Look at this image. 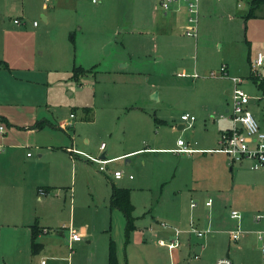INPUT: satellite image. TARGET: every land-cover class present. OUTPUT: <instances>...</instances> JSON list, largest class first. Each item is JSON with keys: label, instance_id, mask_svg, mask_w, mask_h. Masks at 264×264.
I'll return each instance as SVG.
<instances>
[{"label": "rangeland", "instance_id": "rangeland-1", "mask_svg": "<svg viewBox=\"0 0 264 264\" xmlns=\"http://www.w3.org/2000/svg\"><path fill=\"white\" fill-rule=\"evenodd\" d=\"M204 1L207 5L203 10ZM44 3V0H0V56L18 68L15 71L0 69V102L3 109L18 120L37 117L38 121L45 118L52 121L55 126L48 130V139L68 137L67 132L73 131V127L66 128L63 122L73 113L76 135L83 136L84 141L93 139L92 144L96 146L105 142L110 148L113 142H118L115 149L120 150L122 140L129 138V129L136 121V124L146 125L145 121H138V117H127L146 118L148 113L153 119L156 113L169 121L167 127L162 128V135L172 141L169 146H175L181 137L186 142H199L195 146L202 147L203 140L214 135L221 114L226 113L230 100L226 89H233V76H244L242 87L253 97L249 108L259 124L261 119L264 121V90L249 78L247 60L249 50L254 55L264 47V19L247 18L248 0H200L197 37L182 31L173 41L177 46L175 52L168 48L169 42L165 39L154 41V0H98L97 4L92 0H53L44 9L50 16L49 22L36 10ZM15 19L21 23L16 24ZM162 56L165 60H158ZM226 59L231 60L236 69L248 65V73L231 72L223 64ZM126 63L129 65L123 72L121 66ZM76 65L86 70L96 67L86 74L76 75ZM223 66L226 74L222 72ZM179 72L189 76H179ZM192 74L197 78L191 77ZM206 81L227 85L211 82L202 85ZM10 89L15 90L23 105L8 101L13 99L7 95ZM220 100L225 104L223 111H214ZM8 102L11 105H7ZM136 104L146 111L129 108L131 114H127L125 106ZM184 112H189L196 120L191 126L180 129L181 124H186L181 120ZM213 118L218 122L213 123ZM3 124L9 130L16 128ZM20 129L27 131L28 127ZM213 155L216 154H157L155 151L139 154L128 169L125 159L117 160L107 171L99 170L97 164L86 163L83 167L76 162V179L67 185L69 187L53 189L47 196L48 202L40 206L30 203L32 211L37 212L35 207H38L42 214L39 224L46 226L38 239L43 247L32 256L34 262L40 264L43 258L71 257L72 264H108L113 240L117 257L122 258L124 264L131 263H126L125 258L132 264H211L208 255L217 251L212 247L202 250L200 243L192 244L196 247L192 250L183 242L172 260L170 250L159 245V240L165 237L154 235L149 229L158 219L154 218L156 199L161 194L166 198L164 204L170 199L173 174H178L180 179L185 165L190 168L188 180L195 183L213 163ZM217 155L228 157L224 153ZM215 159L219 161V157ZM115 169L125 172L121 181L136 184L139 178H147L144 189L135 190L136 228L129 237L123 213L117 211L119 216L111 218L108 210L104 211L113 188L109 173L113 174ZM130 174L133 179L129 178ZM183 218L184 222H189V206ZM113 220L114 228L104 226L105 222ZM82 224H87L84 239L70 245L65 226L82 232ZM168 224L181 226L170 221ZM156 227L163 226L157 223ZM184 237L186 235H181V239ZM192 237V242L198 240L195 235Z\"/></svg>", "mask_w": 264, "mask_h": 264}, {"label": "crops", "instance_id": "crops-1", "mask_svg": "<svg viewBox=\"0 0 264 264\" xmlns=\"http://www.w3.org/2000/svg\"><path fill=\"white\" fill-rule=\"evenodd\" d=\"M92 2L98 3V1L94 2L93 0ZM183 2L173 3L171 9L166 11L161 7L160 0H154V41L160 38L162 40L165 39V41L169 42L168 48L173 49L172 52L177 50V46L173 42L174 39L180 37L182 31L186 34L185 31L189 24L190 12L187 3ZM248 3L249 9L247 14L251 7V0H248ZM206 5L207 2H202L201 6L203 10ZM48 6L49 3L45 2L43 5L36 7L38 14H41L45 22H49L50 20L49 14L44 11ZM249 18L264 19V5L258 9L256 16ZM20 23L16 24L19 25ZM5 46L8 47L7 44ZM165 46L167 47V45ZM164 56H162L163 58L159 57L158 60L164 59ZM254 56L255 54L253 55L251 50H249L247 56L250 71L249 78H252L255 84L264 90V84L261 80L252 75L251 64ZM9 62L8 59L0 56V69L4 68L10 71L13 69L12 71H15L17 67L11 65ZM223 64H226L228 69L233 73H241V75L248 73V65H243L241 69H236L229 59H226ZM128 65L126 63L121 66L123 72L126 71L125 68ZM94 67L96 66H92L90 69H94ZM193 74L191 77L197 78ZM178 75L189 76L186 72H179ZM241 78H244V76H241ZM210 82L214 83L213 85H227V83L216 81H206L202 85H207ZM226 94L230 99L229 105L226 108V113L221 114L219 122L216 121V118H213V123L218 122L214 129V135L210 139H204L202 147L195 146L199 145V142L185 141L186 145L192 149L189 152L177 151L181 147L178 144V140L181 137H178L175 146L168 145L172 141L162 135L164 131L162 128L167 127L169 121L166 117H158L156 113H154L153 119L148 113H146V118L140 115L127 117L131 119L138 117L140 119L138 121H145L146 125L144 126L141 122L136 124V121L129 129V133H131L129 138L122 140V147L120 150H117L115 148L118 142H113L112 146L108 148V144L105 142H102L100 146H96V144H92L94 142L93 139L87 138L84 141L83 136L80 134L76 135L72 120L75 117L73 113H70L69 117H66L63 122L66 128L68 125L73 127V131L67 132L68 137L65 135V137L57 140L54 137L48 139L50 134L48 130H51L55 126L52 121L47 120V118L38 121L37 117L28 120H18L3 109L4 105L0 102V116L5 118V121L2 122H5L8 126H16V128L13 127L10 130L6 129L3 134L0 133V147L2 148L0 151V264H36L32 256L38 254L42 249L41 247H43L38 239L42 233V228L46 226L39 224L38 218H42V214L38 211V207H35L37 212L35 210L32 211L30 203H37L38 206L44 202L47 203V196L53 189L57 190V188L72 184L76 179V162L86 167V163L97 164L89 160L86 155L106 158L110 162L106 164V170L101 171H107L110 164L114 165L115 161L125 159L126 168L128 169L131 167L133 161H135L133 158L139 154H150L155 153V151H157V154H161L162 152H172L178 155L195 153L216 154L213 155L215 156L213 163L208 170H204L200 180L191 183L188 180L190 168L183 165L181 168L182 177L180 179H178V174H173L171 181L172 191L167 203L164 204L166 198L162 197V194L156 199L157 205L154 207V218L158 219L154 220L156 221L154 223L155 226L149 230L154 232V235L159 234V237H165L161 239L164 241V244L159 242V245L166 246L170 250V258L174 260L176 256L175 251L183 245V242H186L192 250L196 248L192 244L200 243L201 245L199 246H201L202 250L206 247H212V250L217 251L214 254L208 255L207 259H211V264H215L218 258L225 256L230 257L233 264H261L262 252L258 233L264 230V167L254 169L252 167L253 161L251 160H247V164L244 163L245 160L231 162L228 157L217 155L224 152L219 151V147L216 148L215 145H219L221 134L232 127L233 124L229 118L231 89H226ZM7 95L13 97V99L8 98V101L11 103L16 101V105H23L19 101L20 99L15 90L10 89ZM10 102L7 105H11ZM224 106V102L220 100L215 104L214 111L222 112ZM125 107L127 114H131L132 109H137L140 112L146 111L145 108L138 104L132 107ZM185 113L189 112L182 114ZM151 119L152 123H149ZM182 121L186 124H181L179 126L180 129L185 128L186 125L191 126L194 122L190 125L189 122ZM260 122L261 127L264 129V121L261 119ZM21 126L28 127V130H21ZM198 127L199 124L194 129ZM103 143H105L104 148H102ZM216 156L219 157V161H216ZM51 160L53 162H50ZM116 170L119 169H115L114 172ZM123 173L122 178H115L114 173L110 172V182L119 187L132 188L131 200L135 205V197L137 196L135 190L144 189L143 183L147 178L141 177L135 184L134 182H126V180L121 181L125 176L124 171ZM129 178L133 179V175L130 174ZM113 180L118 181L114 182ZM40 189H45L46 194L41 195ZM111 195L112 191L109 205H104V211L108 210L107 214L111 218H114L115 215L119 216V213L116 212L120 210L111 207ZM189 196H191L190 203L188 201ZM209 200L212 201L211 205L206 204ZM193 202L196 203L195 206H192ZM188 206L191 218L187 223L183 221V216L185 208ZM97 210H99V207ZM232 210H237L242 214L241 220L231 217ZM225 215L227 216L226 218H224ZM257 215H261L262 218L257 219ZM168 221L170 223H179L181 226L180 228L174 227L168 224ZM157 223L163 227L158 229L156 227ZM35 225H38L41 230L37 238V245L34 247L32 235ZM104 226L111 227V229L114 228V220L105 222ZM81 227V231L83 232L81 233L84 235L87 231V224H82ZM238 227H241L243 230L242 236L238 240H232L230 231ZM192 228L203 231L210 229V231L199 236L191 230ZM177 230L180 231L179 234L176 233ZM58 234L62 235L63 232L58 231ZM181 235H186V237L181 239ZM192 235L198 237V240L194 239V242H192ZM170 243H177L178 245L170 248ZM196 256L198 257V255ZM69 259L71 262V257L63 260L51 259L50 264H63L69 261ZM125 259L126 263L131 262L130 264H132V261H128L127 258ZM118 264H124V261L120 257Z\"/></svg>", "mask_w": 264, "mask_h": 264}, {"label": "built area", "instance_id": "built-area-1", "mask_svg": "<svg viewBox=\"0 0 264 264\" xmlns=\"http://www.w3.org/2000/svg\"><path fill=\"white\" fill-rule=\"evenodd\" d=\"M47 3L52 2L53 0H44ZM97 2L98 0H93ZM179 0H160L161 7L169 11L171 5ZM187 3L188 10L190 12L188 26L186 28V33L190 36L197 37V23H198V14H199V0H184ZM16 23H20V20L16 19ZM252 75L257 79L261 80L264 84V47L257 51L254 56V59L251 64ZM226 67H222L223 74H226ZM233 82V89L231 90V108L229 112V118L232 120V127L225 130L220 137V147L219 151L226 153L231 162H241L244 160L253 161V168L259 169L264 167V131L261 129L258 120L255 115L249 108L250 96L246 90L242 87L243 78L233 76L231 77ZM73 116V114H72ZM182 120L189 122L190 125L196 119L195 116L185 113L181 116ZM6 130L2 121H0V133H4ZM178 144L181 146L177 151L179 152H189L192 150L184 139H179ZM105 147V143L102 144V148ZM2 148L0 147V151ZM89 160L95 162L99 165L100 170H106V164L110 162L109 159L101 157H93L86 155ZM124 175L122 170H116L114 172L115 178H122ZM132 177V176H131ZM40 194H46L45 189H40ZM212 201H207V205H211ZM196 203H192V206H195ZM231 217L233 219L241 220L242 214L237 210H232ZM262 218L261 215H257V219ZM68 229L69 243L73 245L76 242H80L84 239V235L81 232H78L74 227L68 225L65 226ZM196 232L199 236L204 235L207 230H197L195 228L191 229ZM47 231V229H44ZM243 230L241 227H238L230 231V237L232 240H238L242 236ZM177 234L180 233L179 230L176 231ZM258 238L261 242V252L262 259L261 264H264V230L259 231ZM161 244H164L163 240L159 241ZM176 243H170L169 247L173 248L177 246ZM72 247V246H71ZM41 264H50V259L43 258L40 262ZM63 264H72L69 261ZM215 264H233V261L230 257H220L216 260Z\"/></svg>", "mask_w": 264, "mask_h": 264}, {"label": "trees", "instance_id": "trees-1", "mask_svg": "<svg viewBox=\"0 0 264 264\" xmlns=\"http://www.w3.org/2000/svg\"><path fill=\"white\" fill-rule=\"evenodd\" d=\"M264 5V0H251V7L246 15L248 18L253 17L257 15L258 9H260ZM92 69L86 70L85 68L81 66H75L74 72L76 75H79L80 73L86 74V72L90 71ZM0 121H5V118L0 116ZM112 195H111V207L119 209L126 218V232L129 237L131 232L135 230V217H134V204L131 200V189L127 187H119L115 184H112ZM40 227L38 225H35L33 227V235H32V243L35 247L37 245V238L40 233ZM129 240V238H128ZM109 264H118V257L116 254V248L115 243L113 240L110 242V251H109Z\"/></svg>", "mask_w": 264, "mask_h": 264}]
</instances>
